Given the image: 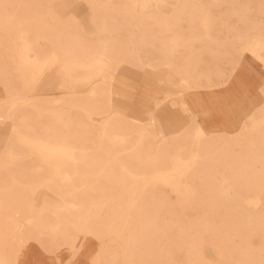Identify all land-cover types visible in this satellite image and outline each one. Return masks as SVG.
Masks as SVG:
<instances>
[{
  "label": "rangeland",
  "instance_id": "obj_1",
  "mask_svg": "<svg viewBox=\"0 0 264 264\" xmlns=\"http://www.w3.org/2000/svg\"><path fill=\"white\" fill-rule=\"evenodd\" d=\"M255 39L264 0H0V264L31 244L71 260L86 242L81 264H264V70L243 68ZM23 56L43 98L10 105L29 91ZM184 79L194 105L176 102ZM61 161L80 163L40 184Z\"/></svg>",
  "mask_w": 264,
  "mask_h": 264
},
{
  "label": "bare ground",
  "instance_id": "obj_2",
  "mask_svg": "<svg viewBox=\"0 0 264 264\" xmlns=\"http://www.w3.org/2000/svg\"><path fill=\"white\" fill-rule=\"evenodd\" d=\"M260 48H264V42L259 40V39H255V41H253L252 45L248 48V51L245 53L246 58L243 60V68L245 70L244 73L246 72V74H249L251 77H252V70L255 68L254 65H253L254 61L258 60L261 63L262 70H264V67L262 65V63H264V56L260 52H258V50ZM22 50H24L23 51L24 53L27 51V45L26 44L22 45ZM76 59H78V57ZM143 59L145 61H147V60L150 59V57L148 55H145V56H143ZM29 61L30 60L26 56L25 57L23 56V57H21L19 59V63L21 65V69H22L23 72H25L26 77L28 78V81L25 82V85L29 89V91L25 93L24 97L18 96L17 98L12 99L10 105H13V104H25L27 102L33 101L34 99L39 100V99L43 98V96H42L43 93L41 92V90H42V88L44 86V83L39 81V79L41 78L42 74H41V72H39V70H35L34 73H32L29 70V69H33V68H31L28 65ZM102 66L106 67L108 70L110 69L108 63L102 62ZM163 67H166V68L169 69L168 66H163ZM111 74L114 75V72H111ZM111 79H112V77L110 78V80ZM180 86L182 87V89L185 90V93H183L184 96H181L180 99L176 100V102H181V103L184 102V103H186V99L187 98L190 100V98L186 96V93H189L190 91H192L194 89H192L193 87L191 85V82L188 79H184L182 81V83L180 84ZM236 87L237 88L239 87L241 89L243 88V86L240 85V83H237ZM32 88L35 89V92H32L33 91ZM47 100H48V98H47ZM50 101H51V99H50ZM191 103H192V105H194V103L192 101H191ZM198 105H199L200 108L202 107L201 109H199V111H200V118L203 120L202 116L209 115L208 113H210V110L207 108V106H205L204 103L203 104L201 103L200 99H199ZM91 114L92 113H89V117L93 118ZM107 122H108V120H105L104 129H103V133H102V134H106V135L108 134L107 128H106L107 127V125H106ZM151 122L153 123V125L156 124V121H154L153 119H152ZM203 125H204V120H203V123L202 122H197V124L194 126L193 135L196 138V142H199L203 138L204 134L206 133V130H205ZM155 126H154V133L157 131V129H155ZM113 137L121 139L119 141H124L123 140L124 139L123 136H121V137L113 136ZM24 141L29 145V148H30L32 153L38 152L37 150H39V149L40 150H47V151H49L50 153H53V154L54 153H56V154H58V153L60 154L61 153V154H65L66 155V160H69V159L70 160H79V161L83 160V162H81L82 164L86 163V160L89 158V155L87 154V150L89 149V147H87V146H77L76 149H79L80 151H82V154L79 155V157H75L73 155L74 147L65 148L64 146L56 145L54 142H52V140H24ZM125 149L126 148H124L123 150H125ZM136 155L137 156H141V154H139V153H136ZM109 158H110V155H109ZM190 161H191V163H189V161H188L187 163H185L182 166L183 168H182L180 176L181 175L185 176L189 172V170L194 166V163L196 162L195 156H192ZM61 163H62V161L55 163V167L53 168V171L50 173V176L49 177H44L42 180H40V184L44 183L47 186H49L51 184V180L55 179L57 175H60L62 178L72 176L76 172V169L79 167L78 164L80 162L73 163L74 165L72 164V167H71L72 171H70V172H67L68 171L67 167L64 165V163H62V164ZM62 165H63V167L61 168ZM86 182H87V180L85 178H83V180H82L83 187H85L87 185ZM72 184H73V182H72V180L70 178H69V180H66V182H65L66 186H72ZM183 184H184L185 190H188L190 188V186H191V184H190V182L188 180H185V182H183ZM30 188L33 189L34 187L30 186ZM249 202L254 203L255 205H257L260 202V200L259 199H255V200H250ZM58 220L59 219L57 218V220H55L53 222V224L48 226L49 228H51L52 233L54 232L55 234H57L59 232L60 220H59V222H58ZM11 221L13 222V225H14V227H13L14 237L16 239L23 240V238L19 235V230H18V227H17V224L20 221L19 220H11ZM27 222L33 223V224L35 223L36 225H38V224L48 225V224H46V222L41 221L38 218H29V219H27ZM70 249H72V248H70Z\"/></svg>",
  "mask_w": 264,
  "mask_h": 264
},
{
  "label": "crops",
  "instance_id": "obj_3",
  "mask_svg": "<svg viewBox=\"0 0 264 264\" xmlns=\"http://www.w3.org/2000/svg\"><path fill=\"white\" fill-rule=\"evenodd\" d=\"M88 244L86 242L85 247L81 252L73 259H69L70 256L66 253L59 255H53L45 252L42 248L36 244L27 246L21 254L18 264H64L70 262V264H81L86 260L85 250Z\"/></svg>",
  "mask_w": 264,
  "mask_h": 264
}]
</instances>
